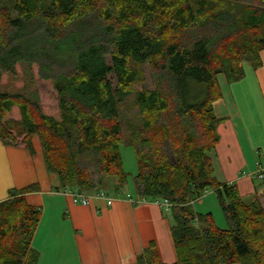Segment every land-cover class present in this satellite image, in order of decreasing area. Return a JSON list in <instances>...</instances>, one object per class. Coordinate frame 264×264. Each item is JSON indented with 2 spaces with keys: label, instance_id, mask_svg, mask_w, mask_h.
Returning <instances> with one entry per match:
<instances>
[{
  "label": "trees",
  "instance_id": "1",
  "mask_svg": "<svg viewBox=\"0 0 264 264\" xmlns=\"http://www.w3.org/2000/svg\"><path fill=\"white\" fill-rule=\"evenodd\" d=\"M262 51L264 0H0V83L23 77L32 89L0 92V141L32 152L37 136L63 190L91 191V171L125 185L117 104L134 94L142 121L129 145L134 192L173 206L174 264H264V211L213 177L210 156L218 77L241 80L239 63L258 69ZM145 68L152 89L137 91ZM38 189L11 190L0 202V264H37L30 245L41 211L25 196ZM206 191L227 229L190 210ZM135 264L164 263L150 243Z\"/></svg>",
  "mask_w": 264,
  "mask_h": 264
},
{
  "label": "crops",
  "instance_id": "2",
  "mask_svg": "<svg viewBox=\"0 0 264 264\" xmlns=\"http://www.w3.org/2000/svg\"><path fill=\"white\" fill-rule=\"evenodd\" d=\"M260 60L256 70L245 65L244 77L235 83L223 77L225 88L219 76L222 96L213 104L218 143L211 154L226 181L222 183L236 185L247 202L264 199V182L242 176L257 166L264 168V51ZM31 145L29 152L0 141V202L8 199L11 190L39 188L25 196L29 206L41 211L30 245L38 254L37 264H135L150 243L162 263L176 262L169 212L151 200L132 205L127 196L139 197L132 187L105 188L114 199L109 207L96 197L98 189L63 190L57 174L47 171L36 136ZM67 191L83 192L89 204H74Z\"/></svg>",
  "mask_w": 264,
  "mask_h": 264
},
{
  "label": "rangeland",
  "instance_id": "3",
  "mask_svg": "<svg viewBox=\"0 0 264 264\" xmlns=\"http://www.w3.org/2000/svg\"><path fill=\"white\" fill-rule=\"evenodd\" d=\"M245 63L246 62L244 61L239 63V67L240 68L242 67L243 69L245 66ZM21 68H22L23 74H25L27 77L30 76L29 70L27 68V64H22ZM145 73H146L145 87L142 88L143 86L140 83H137L135 85V90L141 91L142 89H147V90L152 89V83H151V79L149 77L147 68H145ZM108 77H109V80L113 88L116 89L117 82H116L115 76L109 75ZM220 77H221L219 78L220 83L223 86V88H225V80L223 76H220ZM24 86H25V81L23 77L12 78L8 76L5 83L3 84L0 83V92L1 93H22V92L27 93V92L32 91L31 88L25 89ZM199 90L202 91V94L204 93L203 86L199 87ZM117 109H118V122L120 124L121 132H122V135H121L122 141L120 144V154H121L123 170L127 174V183L125 184L126 186L125 185L117 186L114 183V181L108 178L107 176L98 174L96 171H91V179L94 182V187L92 190L98 189L99 191H104L107 193V191L105 190L108 188L110 190L112 188L115 189V187H117V189L124 188L125 190H126V187L134 188L133 181H134L135 175L137 174V163H136V158L134 155L133 148L129 145L134 140V137H136L137 129L140 128L142 125V121L139 116V108L137 107L135 103V95L131 94L129 96L122 98L117 104ZM138 147L140 146L138 145ZM211 157H213L211 158L213 168H214L213 177L217 181H219V183L226 182L225 179H223L222 174H220V169L218 168V163H217V160H215V156L211 154ZM248 181L250 180L248 179ZM133 191L134 190H132V192ZM209 192H210L209 194L202 196L200 201L192 199V201L188 203L189 208L194 213L198 212L199 214H210L217 228L222 229V230L227 229L228 223H227L226 216L223 213V210L221 208V204L219 203L220 201L218 200L217 196L213 193V191H209ZM258 196H260V194H258ZM255 200L259 204L260 208L264 211V199L257 197ZM248 202H251V201H248ZM222 204H226V201H224ZM172 208L173 206H171V209ZM171 209L168 211L169 217L171 215L170 214ZM192 227L195 231H200V229L203 228V226L197 222Z\"/></svg>",
  "mask_w": 264,
  "mask_h": 264
},
{
  "label": "built area",
  "instance_id": "4",
  "mask_svg": "<svg viewBox=\"0 0 264 264\" xmlns=\"http://www.w3.org/2000/svg\"><path fill=\"white\" fill-rule=\"evenodd\" d=\"M244 178H248L251 180H256L259 182H264V168L257 166L256 171H254L253 173H248L245 175H242ZM66 192V191H65ZM67 193L71 196L72 198V202L74 204H79L82 206H87L89 204V198L88 196H86L84 193L80 192V191H67ZM209 191H206L204 193V195L209 194ZM96 197L100 200H103L106 204L107 207H109L114 199L109 197L107 195L106 192L104 191H98L96 194ZM127 200L132 204V205H142L146 203V199L145 198H141L138 197V199H132L130 196H127ZM153 203L158 206L160 209H163L165 212H168L171 209V204L169 203L168 200H164V199H155L152 200Z\"/></svg>",
  "mask_w": 264,
  "mask_h": 264
}]
</instances>
